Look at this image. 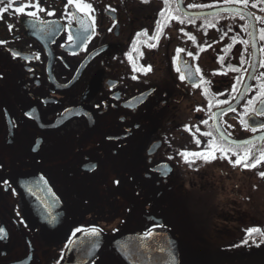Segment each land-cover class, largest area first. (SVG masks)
Instances as JSON below:
<instances>
[{
  "label": "flooded vegetation",
  "instance_id": "obj_1",
  "mask_svg": "<svg viewBox=\"0 0 264 264\" xmlns=\"http://www.w3.org/2000/svg\"><path fill=\"white\" fill-rule=\"evenodd\" d=\"M37 2L36 17L26 14L33 7L15 11ZM84 3L88 15L68 0L0 2V264H63L93 227L169 230L189 252L193 240L213 239L212 256L264 252V161L245 167L264 152V115L254 111L263 108L264 0ZM81 20L95 24L85 33ZM246 150L236 164L232 153ZM31 171L41 188L26 181ZM27 196L50 236L29 224ZM87 257L73 264H124L109 252Z\"/></svg>",
  "mask_w": 264,
  "mask_h": 264
},
{
  "label": "water",
  "instance_id": "obj_2",
  "mask_svg": "<svg viewBox=\"0 0 264 264\" xmlns=\"http://www.w3.org/2000/svg\"><path fill=\"white\" fill-rule=\"evenodd\" d=\"M94 176L95 174L93 173L92 179ZM26 181L32 185L38 183L41 188L37 171L28 172ZM42 183V188L54 200L50 188L44 180H42ZM36 207L27 196L26 209L29 224L34 227L41 226L43 231L50 236L52 234L51 224L48 227L42 225L46 222L38 220L36 210H34ZM64 226L65 224L59 223L60 234ZM126 226H129V224ZM192 242L194 244L190 247L189 252L184 246V241L165 229L156 230L147 235L126 231V228L114 236H106L104 233L99 236H93L86 232L76 238L70 245L63 264H73V258L76 254L85 253L88 256L87 259L92 260L101 252L102 254L105 252L114 253L124 264H264V252L255 254L243 252L235 256H227L225 254L212 256L205 248H214L217 243L215 240L196 239ZM195 248H201V254L196 255Z\"/></svg>",
  "mask_w": 264,
  "mask_h": 264
},
{
  "label": "snow or ice",
  "instance_id": "obj_3",
  "mask_svg": "<svg viewBox=\"0 0 264 264\" xmlns=\"http://www.w3.org/2000/svg\"><path fill=\"white\" fill-rule=\"evenodd\" d=\"M0 2H3V0H0ZM143 2H147V0H143ZM227 2H229V3H239V4H243L245 6H247L249 4V0H227ZM68 3L69 4H73L77 8V11L82 12V13H84L86 15L90 14V12L92 11L91 5L88 4V3H84V0H68ZM164 4L168 5L169 4V0H164ZM10 6L11 5H9V7ZM28 7H33L35 9V11H30V12L26 13L28 16H31V17H36L38 12L44 11V9L40 8V5H39L38 2L35 3V4L28 3V4H24V5L20 6V7H16L15 11L17 13H24L25 12V8H28ZM252 7H256V4H252ZM7 10H8L7 8L3 9V11H7ZM177 11H178V9H177ZM53 14L54 13H51V12L48 13V15H53ZM165 14H166L165 11H161V13H160V15L162 17H164ZM168 16L171 19L178 20L179 23H181V24H183L185 22L183 19H180L179 17L172 15L170 11H168ZM241 19H243V16H241ZM70 21H71V18H70ZM80 23H81V25L83 27V31L85 33H87V32H89V28L94 26L95 21L94 20L92 21V25L91 26H85L84 22L82 20L80 21ZM158 27H159V25H158ZM93 30H94V27H93ZM140 35H147V33L145 32V33H142ZM72 39H73L72 35L69 34L68 40L72 41ZM89 39H90V36H88V35H84L83 36V41L87 42ZM152 39H157V37H152ZM189 39L194 40L195 38L190 36ZM261 39L264 40V31H262V33H261ZM0 43H3V41H0ZM177 51L179 53V52L184 51V50L183 49H179ZM16 55H17V53H13V56H16ZM189 55H192V54L189 53ZM148 70L150 71L151 69L149 68ZM177 71L180 72L181 69L177 68ZM232 71H236V69H232ZM197 72H199V69H197ZM133 79H136V77H133ZM180 79L181 80L185 79L183 74L180 76ZM201 82L204 83L203 78H201ZM233 90H235V89H233ZM260 98H261V104H262V106H264V85L261 86ZM248 103H249V105H252L254 102L252 100H249ZM232 111H235V110L232 109ZM254 111H258V112H260L261 115H264V108H262L260 110L254 109ZM204 123H207V121H204ZM262 127H264V126H262ZM253 130H255V129H253ZM197 131H199V129H197ZM203 135L211 136L212 134H211V132H208V133H203ZM109 139H112V137H109ZM196 143L199 145L200 142L197 140ZM244 143L248 144L250 142L249 141H244ZM209 147L214 149L215 151H220L221 153H223L225 155L227 154V151H228V149L224 148L222 145L216 144L214 141L212 143H210ZM232 154L237 156V159L235 161L236 164H240L242 161H247L249 159V157H250V151H248V150H246L244 152L243 156L238 155L236 152H233ZM181 155L187 157L188 155L202 156L203 154H201V153H181ZM204 159L207 160V157L205 156ZM262 161H264V152H261L260 157L257 158L254 163H252L250 165L245 164V167L255 168ZM95 167H96L95 165H91L90 166L91 169H95ZM260 175L262 177H264V172H261ZM40 179L43 180V177H41ZM5 183H7V182L5 181ZM45 183H47V182L45 181ZM111 183L113 185H115L116 187H119L121 185V180L119 178H114L111 181ZM77 231L78 232L79 231H83V229H77ZM259 231L260 230L256 229V228H252V229L248 230L249 235H251L253 233H256V232H259ZM102 232H103V229L97 228V227H93V228H91L89 230V234H91L93 236H99ZM3 233H4V229L0 228V234H3ZM3 238H4L3 235H0V239H3ZM245 243H247V241H245Z\"/></svg>",
  "mask_w": 264,
  "mask_h": 264
},
{
  "label": "rangeland",
  "instance_id": "obj_4",
  "mask_svg": "<svg viewBox=\"0 0 264 264\" xmlns=\"http://www.w3.org/2000/svg\"><path fill=\"white\" fill-rule=\"evenodd\" d=\"M192 198H193V196H192ZM193 199L195 200V198H193ZM203 204H204V201H203V203H202V206H203ZM186 206H187L188 210H189L191 213H195V211H196V209H197V206L195 205V203L192 204V205H186ZM194 218H197V214L194 215ZM230 253H232L233 256H235L236 253H238V251H237V250H234V252H230ZM196 255H198V253H197ZM228 258H229V257H228ZM214 259H216V258H214Z\"/></svg>",
  "mask_w": 264,
  "mask_h": 264
}]
</instances>
